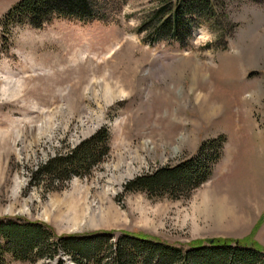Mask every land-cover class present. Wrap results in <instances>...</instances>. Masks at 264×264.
Wrapping results in <instances>:
<instances>
[{"label": "rangeland", "instance_id": "obj_1", "mask_svg": "<svg viewBox=\"0 0 264 264\" xmlns=\"http://www.w3.org/2000/svg\"><path fill=\"white\" fill-rule=\"evenodd\" d=\"M18 1L0 0V218L56 236L145 234L175 246L250 238L264 248V0H222L232 31L221 41L197 26L184 46L138 31L154 0H91L101 21L51 17L4 32ZM102 128V163L30 185L37 167ZM218 137L220 159L193 190L125 189Z\"/></svg>", "mask_w": 264, "mask_h": 264}, {"label": "trees", "instance_id": "obj_2", "mask_svg": "<svg viewBox=\"0 0 264 264\" xmlns=\"http://www.w3.org/2000/svg\"><path fill=\"white\" fill-rule=\"evenodd\" d=\"M223 8L222 0H154L138 31L146 34L148 43L166 41L184 46L195 27L205 26L220 32L216 36L222 41L234 28ZM100 11L101 7L91 0H19L3 16L1 29L6 32L11 25L41 28L51 17L101 21ZM223 140L204 141L192 159L138 177L125 189L141 190L150 196L175 189L193 190L208 179L210 166L220 159ZM107 141L104 128L96 131L68 152L56 154L37 167L30 185L38 186L44 179L62 183L71 176L88 174L103 162L109 150ZM168 177L170 183L164 184ZM10 260L30 264L40 260L53 264H66V260L73 264H264V248L250 238H211L175 246L145 234L56 236L43 223L14 216L0 218V264Z\"/></svg>", "mask_w": 264, "mask_h": 264}, {"label": "bare ground", "instance_id": "obj_3", "mask_svg": "<svg viewBox=\"0 0 264 264\" xmlns=\"http://www.w3.org/2000/svg\"><path fill=\"white\" fill-rule=\"evenodd\" d=\"M217 215V214H216ZM221 218V217H220ZM218 222V221H217ZM223 222V221H222Z\"/></svg>", "mask_w": 264, "mask_h": 264}]
</instances>
